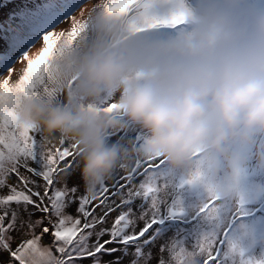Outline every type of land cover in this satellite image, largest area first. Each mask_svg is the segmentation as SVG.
Returning <instances> with one entry per match:
<instances>
[{"label": "clouds", "instance_id": "obj_1", "mask_svg": "<svg viewBox=\"0 0 264 264\" xmlns=\"http://www.w3.org/2000/svg\"><path fill=\"white\" fill-rule=\"evenodd\" d=\"M108 8L79 12L86 30L60 38L35 86L14 89L0 114L46 145L73 146L90 200L117 171L158 164L163 198L203 231L230 230L228 264H264V0ZM209 254L190 248L184 264ZM52 255L37 240L22 259Z\"/></svg>", "mask_w": 264, "mask_h": 264}, {"label": "snow or ice", "instance_id": "obj_2", "mask_svg": "<svg viewBox=\"0 0 264 264\" xmlns=\"http://www.w3.org/2000/svg\"><path fill=\"white\" fill-rule=\"evenodd\" d=\"M169 0H109V11H149ZM82 0H24L3 12L0 19V103L13 90L28 92L35 86L43 66L60 38L71 43L86 30V24L72 15ZM8 5H0V9ZM71 19L70 30L55 31ZM153 19L150 26L166 24ZM33 57L31 49L40 45ZM19 65V67H15ZM18 70L20 75L17 76ZM15 80V85L11 81ZM31 133V134H30ZM37 132L17 131L11 113L0 114V264H24L25 250H35L37 240L50 245L52 257L46 264H184L188 249L207 250L204 264H228L230 230L212 233L200 229L196 217L184 234L168 235L173 227L166 221H184L186 214L177 202L163 198L158 164L140 166L121 174L117 171L110 186H102L94 199L78 195L67 180L76 167L73 146L61 142L46 145ZM10 174H14L9 180ZM66 185V187H65ZM141 203L134 209L133 201ZM98 203L94 204L93 201ZM78 201L74 214L68 209ZM207 208L201 209L206 212ZM247 213H242L246 215ZM191 241L186 242V238ZM161 240L156 252L152 247ZM234 250L236 245L231 244ZM44 256V253H39ZM251 264V261H242Z\"/></svg>", "mask_w": 264, "mask_h": 264}, {"label": "rangeland", "instance_id": "obj_3", "mask_svg": "<svg viewBox=\"0 0 264 264\" xmlns=\"http://www.w3.org/2000/svg\"><path fill=\"white\" fill-rule=\"evenodd\" d=\"M16 1V2H15ZM15 1H11L10 2V5L11 7H16L17 5L19 4H22L24 2V0H15ZM4 2V0H0V5H2ZM95 0H82V3H81V7H84V8H87L89 6H91L92 3H94ZM5 12L4 8L0 9V19H3V15L2 13ZM79 8L75 10L74 13H72V15H75L77 17H79ZM71 28V19L69 18L68 20L64 21L62 24H60L56 29L55 31H66V30H70ZM42 46V42L40 45H37L36 47H40ZM15 67H19V65H16ZM31 134V133H30ZM37 139H39V135L38 134H35ZM121 174H124V173H121ZM14 174H10V177H9V180L11 182V177L13 176ZM67 186L69 187H72V186H75L77 187L78 189V195L79 196H85V192H84V188H83V185H82V181L80 179V176H79V172L78 171H73V173L69 176L68 180H67ZM105 186H110V182H107ZM0 194H3L2 192H0ZM101 195V193L98 191L97 193V196L99 197ZM94 204L98 203V200L97 201H93ZM141 203V201L139 199L133 201V207L134 209ZM78 207V201L71 205L68 209V212L69 214H74V210ZM188 215L185 216V219L184 221H180V220H173V221H166V223H169L171 224L173 227L169 230V233L168 235L171 236L172 234H177V233H180V234H184V232L182 231L183 230H187L190 228L191 224L194 223L193 221H190L188 220ZM191 241V237H187L186 238V242H189ZM161 243V240H157L156 242V245H154L152 247V250L153 252L155 253L156 252V249L158 248L159 244ZM133 250L131 248H129V256L126 257L124 259V264H128V261H130L133 257L131 255V252ZM3 256H6V253H0V257H3ZM84 264H90V261L85 259L84 260Z\"/></svg>", "mask_w": 264, "mask_h": 264}]
</instances>
